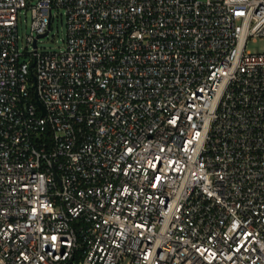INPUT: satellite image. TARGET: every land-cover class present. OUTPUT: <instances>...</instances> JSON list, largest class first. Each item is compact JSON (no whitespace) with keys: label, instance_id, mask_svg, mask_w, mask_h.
I'll use <instances>...</instances> for the list:
<instances>
[{"label":"built area","instance_id":"obj_1","mask_svg":"<svg viewBox=\"0 0 264 264\" xmlns=\"http://www.w3.org/2000/svg\"><path fill=\"white\" fill-rule=\"evenodd\" d=\"M258 38L264 0H0V264H264Z\"/></svg>","mask_w":264,"mask_h":264},{"label":"rangeland","instance_id":"obj_2","mask_svg":"<svg viewBox=\"0 0 264 264\" xmlns=\"http://www.w3.org/2000/svg\"><path fill=\"white\" fill-rule=\"evenodd\" d=\"M30 17L28 10L18 14V47L24 45L25 36L28 34ZM65 42V18L62 10H54L50 22L48 35L38 42V48L42 51H58L63 48ZM246 51L258 54L264 52V39L258 38L255 41H248Z\"/></svg>","mask_w":264,"mask_h":264},{"label":"water","instance_id":"obj_3","mask_svg":"<svg viewBox=\"0 0 264 264\" xmlns=\"http://www.w3.org/2000/svg\"><path fill=\"white\" fill-rule=\"evenodd\" d=\"M46 35V33H44V34H42V35H40V36H38V37H43V36H45ZM35 45V42L33 43V46ZM37 102V105L42 109V107H41V105L38 103V101H36Z\"/></svg>","mask_w":264,"mask_h":264}]
</instances>
